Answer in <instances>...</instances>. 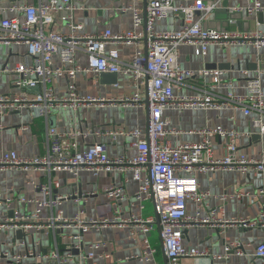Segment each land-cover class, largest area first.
I'll list each match as a JSON object with an SVG mask.
<instances>
[{
  "label": "built area",
  "instance_id": "built-area-1",
  "mask_svg": "<svg viewBox=\"0 0 264 264\" xmlns=\"http://www.w3.org/2000/svg\"><path fill=\"white\" fill-rule=\"evenodd\" d=\"M6 7L0 6V45L24 44L27 58L18 62L11 69L0 67L17 75L15 84L22 89L11 94L0 93V116L9 111L24 109L33 112L35 117L45 121L62 108L78 109L90 105L103 106L105 104L121 105L124 107H142L144 105L143 92L146 96L148 109L147 136H143L139 128H93L88 130L94 136H110L116 140L118 136L130 137L131 146L136 154L129 157L125 154L109 155L107 146L103 142H94L84 149H78L73 132H59L54 127L46 129V152L32 157H20L14 150H0V171L15 169L34 171L47 176L46 183L30 180L35 188V194L30 198H17V202L32 203L31 211L20 212L13 210L11 216L0 215V232L9 230H43L47 233L60 230L72 242V251L82 248V237L89 231H99L110 226H124L133 223L143 235L144 248L132 256L142 263L154 260V248L148 235L155 228V217L133 215L124 216L119 205L126 198L122 186H111L103 189V193L114 204L112 217L89 218L84 209L78 207L74 214L66 216L61 210L43 215V209L50 211L57 209L63 201L75 196L53 193L59 187V181L52 174L65 172L78 177L81 171L110 173L118 171L122 174L132 173L137 187L133 193V202L142 211L147 201H151L160 225V238L167 264H180L183 257H202L207 253L196 248H187L183 244V237L190 227H213L225 229L228 227L259 228L264 233V211L256 217L233 218L223 217V207L211 209L202 214L207 191L199 188L197 176L199 174L216 171H237L242 174H264V149L256 156L240 153L236 139L238 132L233 128L221 125L206 126L197 130V142L172 145L170 134L176 132L169 127L166 110L204 109L218 110L225 108L240 109L245 115L253 111L260 117L252 119L254 127L264 132V91L259 76L245 78L244 93H236L230 79L225 75L227 71L221 69L192 70L183 68L178 61V47L181 44L196 45V54L203 55L209 45H249L256 49L264 47V32L236 31L217 29L202 24L203 16L215 10L219 1L194 0L187 4H175L174 0H147L146 9L130 5L123 11L129 10L132 17L130 29L120 33H113L105 29L94 34L80 32L81 24L75 22L74 11L77 7L73 0H39L28 3L23 0H9ZM229 14L247 13L249 15L263 13L264 4L261 0H247L244 6L238 5L227 9ZM9 13L5 16L2 13ZM196 12L202 13L199 19ZM173 15L181 20L182 26L176 30L157 31L155 22ZM59 17L66 31L52 28ZM233 20V19H231ZM232 22V21H230ZM145 24L143 34L139 27ZM146 36V39H145ZM146 40V50L137 49L129 61H122L119 57L117 45L136 44ZM83 50L87 61L81 65L76 60V51ZM54 56L59 58L61 66L52 65ZM78 73H113L130 75L137 90L129 97L116 99L97 98L91 95H80L76 89L75 78ZM247 75V71H243ZM210 77L209 89H203L202 94L180 95L175 92L180 85L190 77ZM55 77H65L67 91L62 97H57L52 87ZM145 89L141 90V84ZM25 87H37L36 93H29ZM222 88L225 94L216 95L212 89ZM0 128H2L0 126ZM224 139V154L215 156L213 153V139ZM249 192H236L242 196ZM257 199L264 200V187L253 194ZM222 201L226 195L218 197ZM187 201H193L196 206L194 214L186 211ZM14 202L10 195L0 193V207H9ZM70 230V232H69ZM132 235L135 233L132 231ZM103 243L87 244L88 251L85 259H93L96 250ZM243 244L239 241H229L224 246V254L219 258H227L229 252L241 254ZM59 253L35 252L26 250L25 253H9L0 251V257L10 258L20 263L26 256L39 259H55L58 264H70L74 260L72 252ZM254 256L264 264V234L263 239L255 247ZM78 264H88L87 260Z\"/></svg>",
  "mask_w": 264,
  "mask_h": 264
},
{
  "label": "crops",
  "instance_id": "crops-1",
  "mask_svg": "<svg viewBox=\"0 0 264 264\" xmlns=\"http://www.w3.org/2000/svg\"><path fill=\"white\" fill-rule=\"evenodd\" d=\"M28 3H36L39 0H23ZM77 7L74 11L75 22L81 24L80 32L94 34L105 29L113 33H120L132 26V17L129 10L123 11L130 5L146 9L147 0H73ZM194 0H174L175 4H187ZM219 1L218 7L203 16L202 24L217 29H229L236 31H262L264 32V12L249 15L245 12L240 14H229L227 9L233 6H244L247 0H205ZM264 4V0H261ZM9 0H0V6L9 5ZM196 12L195 18L202 15ZM2 15H9L5 12ZM233 19V20H231ZM232 21V22H230ZM182 26L181 20L173 15L155 22L157 31L176 30ZM52 28L57 31H66L67 27L56 17ZM139 31L145 33L146 27L143 23ZM122 61H129L137 49L146 50V40L143 38L136 44H119L116 46ZM196 45L181 44L178 47V61L183 68L221 69L227 71L225 77L232 81L236 93H244L245 78L248 76H259L261 87L264 91V47L256 49L249 45H209L207 52L203 55L196 54ZM27 49L24 44L0 45V67L11 69L18 62L27 57ZM76 60L85 65L86 53L83 50L76 51ZM52 65L61 66L59 58L54 56ZM247 71V75L243 74ZM17 75L9 71H3L0 75V93L11 94L19 92L22 88L14 82ZM210 77L203 78L199 75L188 78L175 92L180 95L202 94L203 89H209ZM75 85L80 95H91L97 98L116 99L129 97L136 90L130 75H116L115 82H106L100 75L93 73H78ZM52 87L57 97H62L67 91V80L65 77H55ZM38 89V88H37ZM145 89V83L141 84V90ZM26 90V89H25ZM27 91V90H26ZM227 90L222 88L212 89L216 95L225 94ZM29 93H36L30 92ZM144 105L142 107H124L121 105L105 104L103 106L90 105L78 109L62 108L57 110L47 121L35 117L33 112L27 109L21 111H9L0 116V150H14L20 157H32L46 152V129L49 125L59 132H73L79 134L75 137L78 149H84L94 142H103L107 146L109 155L125 154L129 157L136 154L131 146L133 140L130 137L118 136L112 140L110 136H94L88 130L93 128H139L143 136H147L148 109L146 96L143 92ZM169 127L176 132L170 134L172 145L181 143H192L199 140L197 130L206 126L221 125L225 128H233L238 132L236 139L237 148L240 153L247 156H256L264 149V132L252 124V119L260 117L259 113L253 111L245 115L240 109H185L166 110ZM224 139L218 137L213 139V153L215 156L224 154ZM59 181V187L53 192L69 195L70 197L53 211L43 209V215L55 213L61 210L66 216L75 213L78 207L83 208L85 215L89 218L112 217L114 204L102 191L106 187L122 186L126 198L121 201L119 208L124 216L130 214L139 216H153L155 212L151 201H147L145 208L141 211L133 202V193L137 183L132 178L131 172L122 174L118 171L97 175L91 171H81L76 178L65 172L52 174ZM30 180L46 183L48 178L43 173L34 171H23L8 169L0 171V193L3 196L10 195L14 202L9 207H0V215L11 216L16 208L19 211H31L32 203L17 202V198H30L35 194V188L29 184ZM199 188L210 193L206 197L202 214L211 209L223 207V217L227 219L256 217L264 211V200L257 199L252 194L264 187V174L248 173L242 174L237 171H216L199 174L197 176ZM236 192H249L242 196L235 195ZM226 195L225 200L218 197ZM196 210L193 201H187L186 211L194 214ZM156 220V218H155ZM156 222V221H155ZM21 230V229H17ZM0 232V251L9 253H25L26 250L35 252H51L58 250L63 254L72 248V240L64 235L67 231L49 232L43 230H21L22 236L18 237L16 231ZM135 234L132 235L131 232ZM160 228L155 223V228L148 235L151 245L156 248L154 260L142 263L132 256L139 254L144 248V235L136 229L133 223L124 226L105 227L99 231H89L82 237V248L72 251L74 260L70 264H78L79 261L87 260L88 264H167L166 257L161 248ZM70 232V230H69ZM263 230L259 228H240L237 226L218 229L213 227H190L187 229L183 244L187 248H196L207 254L202 257H183L180 264H262V260L255 257V247L263 239ZM229 241H239L243 244L241 254L229 252L227 258H219L224 254V246ZM103 243L97 250L93 259H85L88 251L87 244ZM0 264H58L55 259H39L35 256H26L20 263L6 257H0Z\"/></svg>",
  "mask_w": 264,
  "mask_h": 264
},
{
  "label": "water",
  "instance_id": "water-1",
  "mask_svg": "<svg viewBox=\"0 0 264 264\" xmlns=\"http://www.w3.org/2000/svg\"><path fill=\"white\" fill-rule=\"evenodd\" d=\"M145 39H146V36H145ZM100 76H101V79L103 81H106V82H115L116 81V74H113V73H101ZM25 89L27 91H30V92H37L38 91L37 87H25ZM50 121H53V117H50ZM155 218H156L157 226H158V228H160L158 217H157L156 213H155ZM22 233L23 232L21 230H17L16 231V234H17L18 237H21ZM161 248H162V251H163L162 242H161ZM74 251H76V250H73V252ZM163 253H164V251H163ZM166 260H167V258H166Z\"/></svg>",
  "mask_w": 264,
  "mask_h": 264
}]
</instances>
